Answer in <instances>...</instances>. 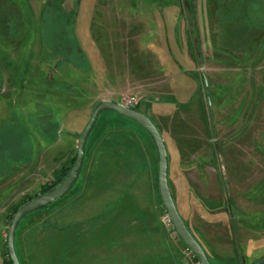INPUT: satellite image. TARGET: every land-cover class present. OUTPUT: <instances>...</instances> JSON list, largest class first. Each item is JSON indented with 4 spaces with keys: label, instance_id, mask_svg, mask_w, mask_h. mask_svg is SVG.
Segmentation results:
<instances>
[{
    "label": "rangeland",
    "instance_id": "rangeland-1",
    "mask_svg": "<svg viewBox=\"0 0 264 264\" xmlns=\"http://www.w3.org/2000/svg\"><path fill=\"white\" fill-rule=\"evenodd\" d=\"M70 59L78 110L59 112L51 101L74 75L62 69ZM0 89V264L9 258L12 208L72 166L77 138L103 99L139 103L158 128L178 212L192 210L196 222L190 204L199 200L206 212L226 211L204 220L243 230L240 259L219 264L264 254V0H0ZM23 162V176L6 177ZM157 179L148 133L114 111L100 113L71 190L19 223L20 264L69 261L75 256L61 237L73 231L77 248L88 232H99L88 246L111 251L175 241L185 264ZM149 226L163 239L140 233Z\"/></svg>",
    "mask_w": 264,
    "mask_h": 264
},
{
    "label": "crops",
    "instance_id": "crops-1",
    "mask_svg": "<svg viewBox=\"0 0 264 264\" xmlns=\"http://www.w3.org/2000/svg\"><path fill=\"white\" fill-rule=\"evenodd\" d=\"M66 63L65 62L63 63L65 66L63 65L62 69H68L69 71L73 72L74 75L70 76V79H71L70 82L65 80V83L66 84L68 83V85H66V89H64L66 91L57 93L56 96L53 98L54 100L51 101L53 104H59L56 108V110H58L59 112H62V110L67 111L69 109L73 111L78 110V107H77L78 101L76 98V91L78 90V83L76 82L77 77H78L77 76V72H78L77 66L74 64L75 62H73L71 59ZM67 66H69V68H67ZM86 70L88 71V68ZM72 79L76 82L75 84L71 83ZM63 87H64V84H63ZM44 94L46 96L45 92ZM49 101H47L46 103H48ZM60 116H62V114ZM9 134L10 136H14L18 140V136L21 135V132L20 131L11 132L10 130ZM19 142L21 141L18 140L17 143ZM102 151H103V147H102ZM104 158L105 157L103 156V158L101 159V162L104 161ZM97 166L98 165L96 164V168L98 169L100 167V164L98 167ZM22 167H25V162L21 163L20 166H18V168L12 169L14 168L12 167L11 168L12 170L5 172L6 177L12 176V175L14 176V174L23 176V174H20V170H21L20 168ZM190 167L192 166L190 165L186 169L187 170L195 169V168H190ZM197 167L196 169H198ZM14 170L16 171L14 172ZM157 171H158V164H157ZM95 173L104 175L105 171L101 170ZM10 180L11 182H13L12 177H10ZM198 201H195L193 204H190L191 208H195V213L197 215L196 222H194V220L191 218L193 216V214L191 215L190 213L192 210L191 211L188 210L187 213L179 212L185 225L188 227V229L191 231L193 236L199 241V243L205 250L210 264H216V263L219 264V263H222L223 261L234 260L240 254V252H242L241 249L245 247L244 243L242 242L243 230H238L236 226L234 227V229L233 228L231 229L232 225L227 220H221L220 222L214 221V219L204 220L205 217L207 218V217L213 216L214 214L216 215L218 213H222L223 211L221 210L219 212H206L204 211V208L207 205H202ZM6 205L7 204L0 203V206L2 207L4 206L6 207ZM98 212L96 213V215L98 214ZM225 212L226 211H224L223 213L226 215ZM94 216L95 214L92 213L89 218H93ZM200 224L202 225V228L199 227ZM148 231L150 232L147 233ZM140 233L149 234V237L151 234L155 236L157 240L159 238H162V236L160 237V235L162 234H159L157 230H152V227L150 226L147 228L146 232L144 230V232L140 231ZM101 234H102L101 243H103L105 235L107 233L102 232ZM98 235H99V232L86 233V235L83 236L85 239L84 246H81L80 248H77L78 246H75V245H80L81 243L80 241H78L79 234L77 232L73 231L68 236L67 234L63 235V237L61 238H67L70 241V246L64 249V251H66L65 254L69 255L70 257L71 256L72 257L75 256V257L70 258L69 259L70 262L66 260L64 262H58L56 264H110L111 254L112 256H115L117 254V260H118L117 264H180L181 263V249H180V246L175 241L169 244L167 243L168 247L164 245L165 242H162L164 247H161V246L158 247L157 245L160 242L156 241L157 243L155 247L151 246L149 250H145V249L143 250L142 248L116 247V248H112V251H111V249L109 250V248L103 247V246H97V247L88 246L90 241H93L94 236L97 237ZM153 236L151 238H154ZM171 245H174V246H171ZM233 262L234 264H238V261L236 260ZM241 263L245 264V260L243 258L240 260L239 264Z\"/></svg>",
    "mask_w": 264,
    "mask_h": 264
},
{
    "label": "water",
    "instance_id": "water-1",
    "mask_svg": "<svg viewBox=\"0 0 264 264\" xmlns=\"http://www.w3.org/2000/svg\"><path fill=\"white\" fill-rule=\"evenodd\" d=\"M207 87V80L203 78ZM208 94V91H207ZM114 111L117 114L129 118L140 125L151 138L157 156L158 164V193L161 203L166 211V215L172 224L175 235L192 252L199 264H210L208 256L193 236L191 231L185 225L181 215L179 214L173 195L168 183V155L164 140L156 125L143 112L134 107L125 106L112 99L100 100L94 105L91 114L84 125L79 137L77 138V147L75 160L68 170L66 176L48 191L37 194L35 197L22 203L12 214L8 223V231L6 237V247L8 257L12 264H20L15 251V234L21 220L29 213L42 209L65 196L77 181L84 162L85 146L91 130L100 113L104 111ZM252 264H264V254L260 255Z\"/></svg>",
    "mask_w": 264,
    "mask_h": 264
},
{
    "label": "trees",
    "instance_id": "trees-1",
    "mask_svg": "<svg viewBox=\"0 0 264 264\" xmlns=\"http://www.w3.org/2000/svg\"><path fill=\"white\" fill-rule=\"evenodd\" d=\"M139 103L138 104H136V105H134V108L135 109H137V110H139ZM116 113V112H115ZM119 115V114H118ZM121 116V115H120ZM122 117H124V116H122ZM126 118V117H125ZM129 119V118H128ZM74 160H75V156H74V158H72V164H73V162H74ZM70 169V167H65V168H62L61 169V172L57 175V177H56V179H55V181L54 182H52L51 184H43V185H41V187H40V191H39V193H43V192H45V191H48L50 188H52L54 185H56L57 183H59L65 176H66V174H67V172H68V170ZM76 183V182H75ZM71 190V189H70ZM37 194H35V195H28V196H25V199H22L19 203H17L13 208H12V210H11V212L9 213V221H10V219H11V216H12V214L15 212V210L22 204V203H24V202H26L27 200H30L31 198H33V197H35ZM59 201V200H58ZM57 202V201H56ZM56 202H54V203H56ZM54 203H52V204H50V205H48V206H46V207H44V208H42V209H47V208H49V207H51V205H54ZM184 245V244H183ZM185 246V245H184ZM186 247V246H185ZM8 254V253H7ZM194 259H196L195 258V256H194ZM5 262V264H12L11 263V261H10V259L8 258L6 261H4Z\"/></svg>",
    "mask_w": 264,
    "mask_h": 264
},
{
    "label": "built area",
    "instance_id": "built-area-1",
    "mask_svg": "<svg viewBox=\"0 0 264 264\" xmlns=\"http://www.w3.org/2000/svg\"><path fill=\"white\" fill-rule=\"evenodd\" d=\"M132 100H128L126 102H123L122 104L125 105V106H131L132 105ZM167 216V215H166ZM167 222L169 225H171L172 227V224L171 222L169 221L168 217H167ZM173 228V227H172ZM174 230V229H173ZM186 257H187V261L185 262V264H199L198 261L196 259H194V255L192 254V252L190 250L187 249V253H186Z\"/></svg>",
    "mask_w": 264,
    "mask_h": 264
},
{
    "label": "flooded vegetation",
    "instance_id": "flooded-vegetation-1",
    "mask_svg": "<svg viewBox=\"0 0 264 264\" xmlns=\"http://www.w3.org/2000/svg\"><path fill=\"white\" fill-rule=\"evenodd\" d=\"M204 78V77H203ZM207 80V79H206ZM203 83H204V80H203ZM204 86H205V83H204ZM205 89H206V94H207V91H208V85L207 87L205 86ZM207 98H208V102H209V91H208V94H207ZM213 160V158H211Z\"/></svg>",
    "mask_w": 264,
    "mask_h": 264
}]
</instances>
